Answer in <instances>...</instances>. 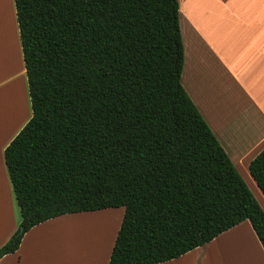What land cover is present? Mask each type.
<instances>
[{
    "label": "trees",
    "instance_id": "trees-1",
    "mask_svg": "<svg viewBox=\"0 0 264 264\" xmlns=\"http://www.w3.org/2000/svg\"><path fill=\"white\" fill-rule=\"evenodd\" d=\"M32 117L4 152L34 227L111 208L109 264H162L264 210L185 91L178 0H14ZM249 172L264 195V150Z\"/></svg>",
    "mask_w": 264,
    "mask_h": 264
},
{
    "label": "crops",
    "instance_id": "crops-1",
    "mask_svg": "<svg viewBox=\"0 0 264 264\" xmlns=\"http://www.w3.org/2000/svg\"><path fill=\"white\" fill-rule=\"evenodd\" d=\"M178 1L183 21L182 85L241 174V169L249 170L252 160L264 150V0ZM8 7L15 16L14 0L0 5V13ZM16 50L15 71L6 53L0 52V248L21 222L4 152L32 117L21 45ZM106 210L110 209L99 211ZM85 213L90 212L75 214ZM64 216L31 229L17 252L4 256L0 264H42L26 253L29 238ZM104 250V246L101 252L96 245L93 256ZM111 254L104 262L94 258L89 264H109ZM84 258H78V263L85 264ZM258 262L264 264V248L251 223L245 221L206 245L162 264Z\"/></svg>",
    "mask_w": 264,
    "mask_h": 264
},
{
    "label": "rangeland",
    "instance_id": "rangeland-1",
    "mask_svg": "<svg viewBox=\"0 0 264 264\" xmlns=\"http://www.w3.org/2000/svg\"><path fill=\"white\" fill-rule=\"evenodd\" d=\"M7 1H10L11 4V0ZM2 13H0V47H3L2 52H6L4 48H8L11 53H14L10 54L12 58L7 55L9 59H12L11 62L7 61L11 67L13 63L17 66L16 56L18 55L15 54L18 53L17 47L21 45L17 17L16 14L14 16L11 12V16L8 13L9 18ZM180 24L183 27V21ZM16 43L17 47L15 49L14 45ZM3 117L4 114H1V118ZM241 172L242 177L264 210V195L257 187L249 170L241 169ZM17 211L20 216L18 207ZM81 215H66L64 218L36 230L29 238L26 253L32 258L38 259L42 264H80L77 260L80 257H85L83 259L87 260L85 264L93 263L94 258L97 260L102 259L103 262L107 260L117 239L125 215V208L90 212L83 214L85 216ZM96 245L99 246L100 251L103 246L105 250L104 253L93 256L95 251L92 250ZM83 251L88 252L83 253ZM256 255L258 256V254ZM258 264L260 263L258 262Z\"/></svg>",
    "mask_w": 264,
    "mask_h": 264
},
{
    "label": "bare ground",
    "instance_id": "bare-ground-1",
    "mask_svg": "<svg viewBox=\"0 0 264 264\" xmlns=\"http://www.w3.org/2000/svg\"><path fill=\"white\" fill-rule=\"evenodd\" d=\"M7 3L9 4L10 1H7V0H0V4H1V5H8ZM10 12H11V14H12V11H10V8H8V10H7V9H6V10L4 9V12H3L2 14L6 15V17L9 18V16H11V15H10ZM8 13H9V16H8ZM14 43H15V42H14ZM0 49H1L0 52H2L3 47H0ZM7 49H8V48H7ZM7 49L4 48V50L6 51V52H5L6 55L9 56L10 54H14V53H11V51H10L9 49H8L9 51L7 52ZM15 49H16V48H15ZM16 53H17V51H16ZM15 55H18V53L15 54ZM15 55H14V56H15ZM9 57L12 58L11 55H10ZM9 57L6 56V58H8L7 60H8L9 62H11L12 59H9ZM5 62H6V69H8V68H7V61H5ZM0 64H2V63H0ZM9 66L11 67V65H9ZM14 66H15V63H13V71H15V70H14V68H15ZM11 69H12V67H11ZM15 69H16V68H15ZM5 71H6V70H5ZM84 252H88V251H83V253H84Z\"/></svg>",
    "mask_w": 264,
    "mask_h": 264
}]
</instances>
